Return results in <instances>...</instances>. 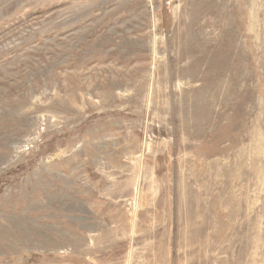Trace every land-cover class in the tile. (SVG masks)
Segmentation results:
<instances>
[{
    "label": "rangeland",
    "instance_id": "obj_1",
    "mask_svg": "<svg viewBox=\"0 0 264 264\" xmlns=\"http://www.w3.org/2000/svg\"><path fill=\"white\" fill-rule=\"evenodd\" d=\"M0 264H264V0H0Z\"/></svg>",
    "mask_w": 264,
    "mask_h": 264
},
{
    "label": "bare ground",
    "instance_id": "obj_2",
    "mask_svg": "<svg viewBox=\"0 0 264 264\" xmlns=\"http://www.w3.org/2000/svg\"><path fill=\"white\" fill-rule=\"evenodd\" d=\"M20 195V194H19ZM27 200V199H26ZM31 204V203H30ZM37 204H39V202H37ZM142 204V203H141ZM40 205V204H39ZM41 216H42V214H41ZM42 220V219H41ZM43 221V220H42Z\"/></svg>",
    "mask_w": 264,
    "mask_h": 264
}]
</instances>
